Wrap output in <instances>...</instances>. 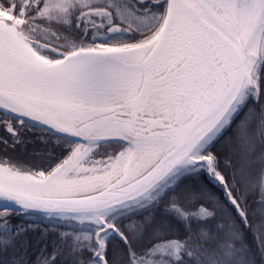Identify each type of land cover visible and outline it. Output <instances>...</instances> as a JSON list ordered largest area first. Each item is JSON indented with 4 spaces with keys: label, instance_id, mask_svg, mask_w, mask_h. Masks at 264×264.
Returning <instances> with one entry per match:
<instances>
[{
    "label": "snow or ice",
    "instance_id": "snow-or-ice-1",
    "mask_svg": "<svg viewBox=\"0 0 264 264\" xmlns=\"http://www.w3.org/2000/svg\"><path fill=\"white\" fill-rule=\"evenodd\" d=\"M0 202V264H264V0H0Z\"/></svg>",
    "mask_w": 264,
    "mask_h": 264
},
{
    "label": "water",
    "instance_id": "water-1",
    "mask_svg": "<svg viewBox=\"0 0 264 264\" xmlns=\"http://www.w3.org/2000/svg\"><path fill=\"white\" fill-rule=\"evenodd\" d=\"M3 202H0V204H2Z\"/></svg>",
    "mask_w": 264,
    "mask_h": 264
},
{
    "label": "trees",
    "instance_id": "trees-1",
    "mask_svg": "<svg viewBox=\"0 0 264 264\" xmlns=\"http://www.w3.org/2000/svg\"><path fill=\"white\" fill-rule=\"evenodd\" d=\"M18 154H19V150H18Z\"/></svg>",
    "mask_w": 264,
    "mask_h": 264
}]
</instances>
